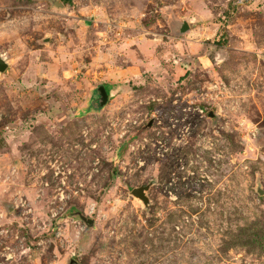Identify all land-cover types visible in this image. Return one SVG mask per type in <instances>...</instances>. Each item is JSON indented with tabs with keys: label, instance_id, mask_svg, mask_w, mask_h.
Instances as JSON below:
<instances>
[{
	"label": "rangeland",
	"instance_id": "374dc122",
	"mask_svg": "<svg viewBox=\"0 0 264 264\" xmlns=\"http://www.w3.org/2000/svg\"><path fill=\"white\" fill-rule=\"evenodd\" d=\"M0 58V264H264V0H0Z\"/></svg>",
	"mask_w": 264,
	"mask_h": 264
},
{
	"label": "water",
	"instance_id": "95a60500",
	"mask_svg": "<svg viewBox=\"0 0 264 264\" xmlns=\"http://www.w3.org/2000/svg\"><path fill=\"white\" fill-rule=\"evenodd\" d=\"M189 29H190L189 25L186 22H184L182 27H181L180 32L184 33L186 31H188ZM7 68H8L7 63L4 61V59L0 58V73H4L7 70ZM98 92H99L100 97H101L100 103L102 106H104L108 100V94H107L104 87H100L98 89ZM210 117H213L212 113L210 114ZM147 127L150 128L151 124L148 125ZM148 190H149V186H141V187L135 188L131 191L132 196L135 197L137 200H139L143 204L144 208H148L149 204H150L148 197L146 195V192ZM73 215L79 217V219L85 224L86 231H89L91 228L94 227V225H95L94 220L87 218L81 212H75V213H73Z\"/></svg>",
	"mask_w": 264,
	"mask_h": 264
}]
</instances>
